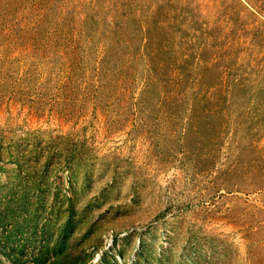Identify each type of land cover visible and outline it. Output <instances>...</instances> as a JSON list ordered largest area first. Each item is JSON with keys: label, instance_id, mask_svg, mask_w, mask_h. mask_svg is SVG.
Returning <instances> with one entry per match:
<instances>
[{"label": "rangeland", "instance_id": "1", "mask_svg": "<svg viewBox=\"0 0 264 264\" xmlns=\"http://www.w3.org/2000/svg\"><path fill=\"white\" fill-rule=\"evenodd\" d=\"M0 217V264H264V0H0Z\"/></svg>", "mask_w": 264, "mask_h": 264}, {"label": "trees", "instance_id": "2", "mask_svg": "<svg viewBox=\"0 0 264 264\" xmlns=\"http://www.w3.org/2000/svg\"><path fill=\"white\" fill-rule=\"evenodd\" d=\"M5 218L4 217H0V227L3 225H9V224H12V225H9L11 227V229H9L8 231L10 232V234L8 235V238L9 239H12V236L14 237V240L16 241V235L15 233L16 232H19L22 230V226L21 225H18L17 223H15V220L11 222L10 221H6L5 222ZM5 222V223H4ZM7 226V227H9ZM38 260V259H37ZM61 261L60 257H57L56 259H54V263L53 264H59L58 262Z\"/></svg>", "mask_w": 264, "mask_h": 264}]
</instances>
